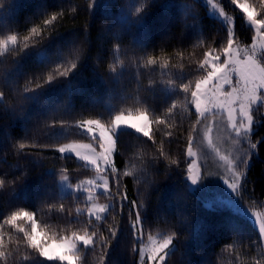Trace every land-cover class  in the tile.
<instances>
[{
	"label": "trees",
	"instance_id": "obj_1",
	"mask_svg": "<svg viewBox=\"0 0 264 264\" xmlns=\"http://www.w3.org/2000/svg\"><path fill=\"white\" fill-rule=\"evenodd\" d=\"M240 1L264 23V0ZM236 33L253 41L242 17ZM229 45L200 0H0V264H64L43 248L84 235L94 245L75 264H143L138 223L143 242L173 238L164 264H264L252 222L208 206L213 193L188 181V149L204 119L191 99L208 56ZM120 114H148L150 136L117 133L111 194L97 195L114 205L88 218L86 194L64 193L61 181L77 187L97 170L59 147L94 139L81 123L111 127ZM253 116L257 148L239 166L238 196L264 211V101Z\"/></svg>",
	"mask_w": 264,
	"mask_h": 264
},
{
	"label": "rangeland",
	"instance_id": "obj_2",
	"mask_svg": "<svg viewBox=\"0 0 264 264\" xmlns=\"http://www.w3.org/2000/svg\"><path fill=\"white\" fill-rule=\"evenodd\" d=\"M208 14L223 22L230 34V45L225 53L210 54L206 61L209 74L202 79L191 99L192 108L203 119L188 149V181L192 190L201 185L213 193L211 202L232 209L247 217L264 242V211L242 205L238 196L240 185L239 166L250 160L257 145L253 141L255 120L253 110L264 101V23L255 17L247 1L200 0ZM239 17L254 30L251 43H243L237 37L236 24ZM2 96L0 95V102ZM151 119L148 114H120L111 127L95 122H83L80 128L94 138L89 142H69L61 145L63 155H73L87 166L97 170L94 177L73 187L68 178L62 179L64 193L77 191L86 194L88 206L81 208L88 218L103 219L114 205L113 201L101 203L99 193L110 195L108 172L115 167V141L121 130H131L149 137ZM204 168L206 177L203 179ZM140 227V223H138ZM136 225V236L142 241L140 262L164 264L174 247L173 238L162 233L143 242ZM34 239L40 233L34 229ZM93 237L84 235L51 243L43 248L48 260H60L75 264V255L82 247H92Z\"/></svg>",
	"mask_w": 264,
	"mask_h": 264
}]
</instances>
